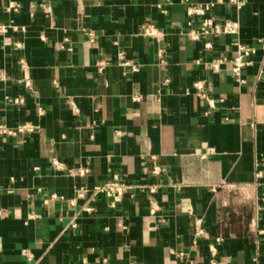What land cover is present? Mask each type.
<instances>
[{
  "label": "crops",
  "instance_id": "1",
  "mask_svg": "<svg viewBox=\"0 0 264 264\" xmlns=\"http://www.w3.org/2000/svg\"><path fill=\"white\" fill-rule=\"evenodd\" d=\"M0 125V264H264V0H0Z\"/></svg>",
  "mask_w": 264,
  "mask_h": 264
},
{
  "label": "built area",
  "instance_id": "2",
  "mask_svg": "<svg viewBox=\"0 0 264 264\" xmlns=\"http://www.w3.org/2000/svg\"><path fill=\"white\" fill-rule=\"evenodd\" d=\"M229 2L234 5L236 9H239L242 5V0H229ZM209 9V5H200L196 7H191L188 9V14H203L205 11ZM239 30V23L236 20H224L222 22L215 21L213 18L207 17L202 20L198 29H191L189 31V36L192 39H198L200 35H208V34H234L236 35ZM140 32L146 36H154L156 38H160V35L157 33L156 28L151 23H145L140 26ZM232 45L235 47L233 57L231 58V72L237 82H242L241 70L246 65L249 56L254 52L253 48L247 45L242 44L238 39L232 41ZM207 47H210L209 43H206ZM123 53H119V57H122ZM224 59L218 58L214 60L210 66L214 72H218L221 69V65L223 64ZM123 67V74L128 72H136L138 71V67L133 64L129 60H123L120 63ZM28 87H32V83L30 80H27L25 83ZM15 103H21L22 98L18 97L14 99ZM209 104L212 106L213 101H209ZM38 113H42L41 107H38ZM23 130H35L30 124H26L17 128V131ZM10 133L14 134L15 131L7 130L6 128L0 125V133ZM212 149H208L211 151ZM52 164L57 168H62V163H60L57 159H53ZM87 169L82 168L79 170L80 174L86 173ZM150 172L154 175L159 174L161 172V168L152 162L150 166ZM130 188L129 185L121 181L116 175H114L113 179L105 182L102 185L95 186L93 188V193H103L106 197L109 198V207L114 208L116 204L121 200L124 193ZM151 192L154 191V187H151ZM83 195V190L78 191V196ZM54 196V195H53ZM86 211H90V207L84 208ZM194 224L196 227V234L199 235L202 233L201 219L195 218ZM219 239V238H218ZM217 239V240H218ZM212 263H214L212 261Z\"/></svg>",
  "mask_w": 264,
  "mask_h": 264
}]
</instances>
